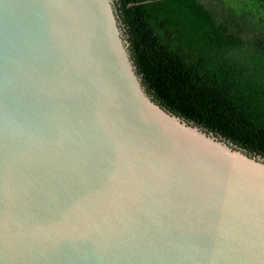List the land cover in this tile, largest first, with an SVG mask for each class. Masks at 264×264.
Instances as JSON below:
<instances>
[{"label":"water","instance_id":"water-1","mask_svg":"<svg viewBox=\"0 0 264 264\" xmlns=\"http://www.w3.org/2000/svg\"><path fill=\"white\" fill-rule=\"evenodd\" d=\"M113 4L0 0V264H264V159L147 94Z\"/></svg>","mask_w":264,"mask_h":264},{"label":"trees","instance_id":"trees-1","mask_svg":"<svg viewBox=\"0 0 264 264\" xmlns=\"http://www.w3.org/2000/svg\"><path fill=\"white\" fill-rule=\"evenodd\" d=\"M162 108L264 159V0H114Z\"/></svg>","mask_w":264,"mask_h":264},{"label":"rangeland","instance_id":"rangeland-1","mask_svg":"<svg viewBox=\"0 0 264 264\" xmlns=\"http://www.w3.org/2000/svg\"><path fill=\"white\" fill-rule=\"evenodd\" d=\"M113 7H114V9H115V11H116V6H115V3L113 4ZM117 21H118L119 28H120V30H121L122 36H123V38H124V32H123V30H122V28H121V25H120V23H119V20H118V19H117Z\"/></svg>","mask_w":264,"mask_h":264}]
</instances>
